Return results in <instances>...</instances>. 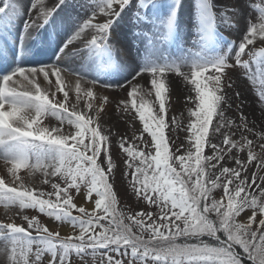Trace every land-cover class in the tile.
<instances>
[{
  "label": "snow or ice",
  "instance_id": "1",
  "mask_svg": "<svg viewBox=\"0 0 264 264\" xmlns=\"http://www.w3.org/2000/svg\"><path fill=\"white\" fill-rule=\"evenodd\" d=\"M129 2L98 0L61 53L77 42H82L86 50L102 49L108 43L109 29ZM63 4L65 0H35L29 9L36 10L35 16L26 24L41 27ZM242 37L234 65L221 59L196 67L191 73L195 98L189 97L194 104L188 110L189 146L174 147L171 136L166 137L165 84L160 79L165 69L141 71L124 83L101 84L78 78L76 101L83 100L87 114L77 111L76 104L69 108V92L62 86L64 68L58 63L17 67L0 77V146L5 162L11 164L8 172L20 181V168H35L43 172L44 183L51 185L50 191H37L24 187L22 181L19 186H9L0 179V201L32 209L73 229V235L61 236L37 215L23 216L27 227L0 223V239L10 246L7 259L0 264H43L45 260L46 264H72L73 253L84 264L89 253L93 264H244L241 252L251 264H264V175L259 174L264 170V158L254 151L253 139L264 141V114L257 126L250 119L254 115L246 113L241 103L235 105L234 118L225 111V105L232 107L228 100L233 88L232 69L245 68L247 79H251L257 68L253 70L243 56L247 52L264 57V47L254 53L248 48L264 44V12L249 23ZM209 68L214 71L204 77ZM260 70L264 71V65ZM142 73L152 76L150 83L159 103L155 113L154 105L136 102L138 96L143 101L136 83ZM40 77L49 88L55 78L56 90L51 95L41 88ZM202 77L205 82H201ZM97 84L120 88L127 97L120 101L123 110H129L130 104L138 115L142 134L132 139L139 143L121 137L118 148L126 157L123 164L130 170L126 175L131 176L132 192L158 213L137 211L126 216L119 210V194L109 182L114 168L112 133L104 134L100 126L109 97L96 95ZM57 93L63 99L57 98ZM236 98L240 99L239 92ZM47 115L55 116L61 125L67 121L74 131L66 134L60 128L44 127ZM170 123L179 127L175 117ZM259 147L264 153V143ZM205 148L211 155L205 154ZM245 151L247 158L243 160L239 154ZM32 158L34 164L29 162ZM226 161L236 166H225ZM253 164L257 171L249 177L247 170ZM49 176L61 182H51ZM217 189H222L219 199L212 195ZM85 202L91 203V209ZM248 211L246 221L238 219Z\"/></svg>",
  "mask_w": 264,
  "mask_h": 264
},
{
  "label": "bare ground",
  "instance_id": "2",
  "mask_svg": "<svg viewBox=\"0 0 264 264\" xmlns=\"http://www.w3.org/2000/svg\"><path fill=\"white\" fill-rule=\"evenodd\" d=\"M153 1L146 7L145 16L134 10L130 13L124 7L112 26L115 30L114 36L102 49L86 50L82 42H77L62 54V46L77 30L78 23L91 14L88 10L92 7L86 5L84 0L81 1L82 4L75 0H65V4L52 12L47 22L39 28H31L26 24L32 15L35 16V9L32 12L29 11L35 0H0V9H3L0 11V77L14 71L17 67L58 63L64 68L61 74L62 86L75 94L76 80L81 77L84 80L99 81L101 84H114L131 80L141 71L165 69V73L160 77L165 84L163 97L172 92L187 98L195 93L194 86L190 82L192 71L196 67L207 64L205 56L199 51L211 47L210 27L219 24L220 16L226 17L235 10L236 35L232 42L238 48L249 23L256 21L251 19L248 22L245 21L247 11L241 13L245 10L241 0H228L225 3L220 0H211L205 6L197 4L198 0ZM206 7L209 11L205 9ZM258 11L259 17L264 10L259 8ZM166 15H170V18L164 19ZM6 19H12L14 24H7ZM187 24L193 26H186ZM135 26L143 29V32L134 33ZM185 33L197 41L196 50L183 52L180 47L178 48V42ZM10 37L19 54L14 51L13 45L8 41ZM87 38L90 39V36ZM55 52L62 55L60 59L54 60ZM71 57H78L82 60V64L71 63ZM261 65L264 63L261 62L258 65L259 70ZM77 73L80 74L79 77ZM263 73L264 71L260 70L259 74ZM209 74L208 69L203 76L206 77ZM258 78V75L253 74L251 79L246 80L255 82ZM151 79L150 73H142V78L136 81L146 102L150 99L148 96L155 94V89L150 83ZM40 81L41 88L48 90V82L44 81L43 77H40ZM52 81L54 86V77ZM201 82H205L203 77ZM101 87L103 86L97 84L96 91L100 92ZM106 89L107 94L114 95L116 89L120 88ZM243 91L242 96L246 98L247 110L249 109L252 114L257 112L259 119L264 114V107H262L264 103L260 102L263 98L258 99L254 96L248 98L245 90ZM111 119L114 120L115 117L112 116ZM49 121L52 124L56 123L52 115L49 116ZM3 157L4 149L0 146V159ZM33 170V177H35L36 169L33 168ZM0 211L3 212L4 209Z\"/></svg>",
  "mask_w": 264,
  "mask_h": 264
},
{
  "label": "rangeland",
  "instance_id": "3",
  "mask_svg": "<svg viewBox=\"0 0 264 264\" xmlns=\"http://www.w3.org/2000/svg\"><path fill=\"white\" fill-rule=\"evenodd\" d=\"M79 1V3L82 4V0H75ZM86 5H89L92 7L96 3H98V0H84ZM159 2V0H155ZM221 2H227L228 0H220ZM146 2V3H145ZM154 2L153 0H130L129 4L125 6V9L128 10L130 13L132 10L138 11L140 15L145 16L147 11L146 7L151 3ZM211 0H198L197 4H201L205 6L207 3H210ZM242 6L245 9L243 12L245 13V21L248 22L251 20H256L258 18L257 12L259 13L258 9L262 8L264 10V0H241ZM206 10L209 11V9L206 7ZM235 9V8H234ZM93 10V7L91 10L88 11L91 13ZM236 11L232 10L230 14H228L226 17L224 15L220 16L219 18V24L217 26L210 27V35L211 38V47L210 49L202 50L200 49L199 52H202L203 55L206 58L207 64L218 61V60H228V63L230 65H234V56L237 52V47H235V44L232 42L235 38L236 31H235V18ZM198 16V15H196ZM10 18H12L11 15H9ZM170 15H166L164 19H169ZM99 19V16L97 17ZM163 19V21H165ZM7 24L13 25L12 19H6ZM5 22V21H4ZM186 26H193L192 24H187ZM134 33L140 34L143 32V29H139L138 27H134ZM148 32V31H147ZM150 33V32H148ZM115 30L112 28L109 29V35H108V42L111 40V38L114 36ZM162 36V34L160 33ZM10 43L13 45L14 42L10 39H8ZM181 41V42H180ZM178 42V48L180 47L183 52H191L197 49L198 43L197 41L193 40V37L187 36V34H183L182 39H180ZM14 48V51L19 54L17 51V48L15 45L12 46ZM260 47H264V45H261L259 43H256L255 47L248 46L249 50L251 52L257 51ZM123 53V52H122ZM62 55H60L58 52H55L53 58L56 60L57 58L60 59ZM244 59L249 60L252 63L253 70H255V67L257 68V73L255 75H258V80L255 82H250L247 79V71L245 68L240 67H234L231 71V82L233 84L232 91L228 93V100L229 104L232 105L231 109L228 108V105H225V111L226 115L229 118H234L232 116V113L235 111V105L237 103H241L245 109V112L250 113L249 109L247 110L246 98L242 96L244 93L243 90L248 95V98L250 96H254L255 98L262 97L264 100V73L259 74V64L262 62L264 63V57L261 56H253L249 55L247 52L243 56ZM71 63L76 64H82V60L78 57H71L70 58ZM214 69L209 68V73L213 72ZM243 85L245 88L243 89ZM49 95H51V92L55 91V87H51L48 90ZM67 91V90H66ZM94 91L96 92V95L98 97L108 96L109 100L105 104V110L102 113L101 117V127L104 129V134H107L108 131H111L112 136L110 137V140L112 141L111 144V154L113 156V164L114 168L111 173H109V182L113 184L114 190L117 191L118 199H119V209L120 211L124 212L127 216L128 214H133L137 211H152L153 213H158L159 210L156 209L154 206L149 207L146 201H142L141 199L137 198L135 194L132 192L131 189V176L126 175L130 170H128L124 164L123 160L126 159L125 155L119 151L118 148V141L121 137H125L128 139L129 143L135 142L139 143V141H133V137H139L142 134V124L139 121L138 115L136 114L134 109H131L129 104V110H123L122 105H120V101L123 99H126V93L123 92L121 89H116V92H114V95L107 94V89L105 87H101V91L97 92L94 88ZM69 92V91H68ZM236 92L240 93V99L236 98ZM151 96V97H150ZM148 96L150 99L148 102L143 97V101L139 98V96L136 99L137 105H139L141 102H146L149 107H154V113L155 110L158 109L159 103L156 100L155 94ZM57 98L63 99V96L61 93H57ZM69 98L71 103L69 104V108L72 107L73 104H76L77 111H83L86 114L89 112L88 109L84 107L83 100H81L79 103L76 101V94H73L69 92ZM195 93L191 96V100H194ZM165 100V106H166V121L168 122V127H166V137L171 136V139L174 141V147H179L181 144H184L185 146H189L191 141L189 140V133L187 132V125L190 123V117H189V108L193 107L194 104L189 100V97H181V95H178L177 93H168L164 96ZM120 105V107H118ZM264 107V105H262ZM264 110V108H263ZM259 111V110H258ZM262 114V113H261ZM94 115V114H93ZM254 116L250 119L259 126L260 119L257 118V112H254ZM49 116L47 115L43 118V126L49 127V128H60L61 131L65 132L66 134L69 131H74L73 128L65 121L63 125H61L60 121L55 117L52 116V118L55 120V124L50 123ZM114 116L115 119H111V117ZM171 117H175L178 120L179 127H176L174 125H171L170 119ZM211 130V126H210ZM147 139L150 140V137H147V134H143ZM238 138V134H237ZM253 138V137H250ZM254 139V151L260 155L262 158H264V153H261L259 145L261 143H264V141H260L258 137L253 138ZM218 142V141H213ZM171 151V147H170ZM184 149H181V152H183ZM205 154L211 155V151L207 148H205ZM240 158L243 160H246L247 158V152L240 153ZM30 163H35L34 158L30 159ZM0 179H3L5 183L9 186H19L21 181L23 182V186L31 189H36L37 191L43 190V191H50L51 185L45 184V176L43 172L36 169V175H34L33 168H25L22 167L18 170L17 175L20 176L21 180L17 181L14 179L11 173L8 172V168L11 167V164H8L5 162L4 158L0 159ZM225 166H231L235 167L233 161H226ZM106 167V165H105ZM35 169V168H34ZM249 177H251V173L257 171V168L255 164H253L250 169L247 170ZM260 175H264V170H261ZM243 175V171H242ZM48 179L51 182H61L56 177L49 176ZM259 182V181H258ZM212 195L219 199L222 195V189L215 190ZM77 204H80V200L76 201ZM85 206L89 207L91 209V203L85 202ZM4 209L3 212L0 211V223H15L18 225H22L24 227H27L26 221L23 220L24 215L32 216L37 215L42 223H45L49 226L50 230L58 231L61 236H68L73 235V229L68 224H61L54 220H51L50 218L46 216H41L39 213L35 212L32 209H20L18 205H11L7 204L4 201H0V210ZM73 215H78V213L73 212ZM247 215H250V211L247 212V214H242L240 218H238L241 221L247 220ZM33 235L35 233L33 232ZM10 246H6V242H4L2 239H0V261H5L7 259V252L9 250ZM113 256H116L115 253H112ZM119 258V257H116ZM72 264H84V261H81L79 257L75 255V253L72 254ZM97 260H99V255L97 254L96 257ZM125 261L128 259V257H124ZM84 260L87 262V264H93V258L91 253H89L87 256H85ZM43 264H46V260L43 262Z\"/></svg>",
  "mask_w": 264,
  "mask_h": 264
},
{
  "label": "trees",
  "instance_id": "4",
  "mask_svg": "<svg viewBox=\"0 0 264 264\" xmlns=\"http://www.w3.org/2000/svg\"><path fill=\"white\" fill-rule=\"evenodd\" d=\"M120 210V209H119ZM127 222V221H126ZM238 251H239V249H237ZM241 257H242V259H243V261H244V264H251V261H249L248 259H247V257H246V255L245 254H243L242 252H241Z\"/></svg>",
  "mask_w": 264,
  "mask_h": 264
}]
</instances>
